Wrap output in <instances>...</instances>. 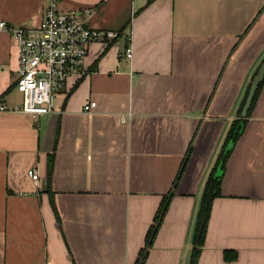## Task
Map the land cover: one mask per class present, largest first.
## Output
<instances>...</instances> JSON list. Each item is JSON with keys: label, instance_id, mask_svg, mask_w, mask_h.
I'll list each match as a JSON object with an SVG mask.
<instances>
[{"label": "crops", "instance_id": "1", "mask_svg": "<svg viewBox=\"0 0 264 264\" xmlns=\"http://www.w3.org/2000/svg\"><path fill=\"white\" fill-rule=\"evenodd\" d=\"M149 1L58 0L96 9L97 29L130 32L134 56L124 38L92 44L85 75L37 119L14 111L19 53L0 30V264H136L142 252L144 264L190 263L206 182L264 61V0ZM50 2L0 0V22L37 28ZM55 147L60 224L45 190ZM198 264H264V88Z\"/></svg>", "mask_w": 264, "mask_h": 264}, {"label": "built area", "instance_id": "2", "mask_svg": "<svg viewBox=\"0 0 264 264\" xmlns=\"http://www.w3.org/2000/svg\"><path fill=\"white\" fill-rule=\"evenodd\" d=\"M96 14V9L88 7L63 11L58 0H51L37 28L8 27L6 22H0V30L9 33L19 53L16 88L22 94L23 102L14 111L34 119L51 113L56 107L58 94L68 82L85 75L89 49L94 43H117L124 38L127 41L124 57L132 60L131 33L93 27L91 23ZM96 107L97 102L92 101L84 109L91 113ZM7 110L0 102V112ZM28 174L32 180L39 181L35 168Z\"/></svg>", "mask_w": 264, "mask_h": 264}, {"label": "trees", "instance_id": "3", "mask_svg": "<svg viewBox=\"0 0 264 264\" xmlns=\"http://www.w3.org/2000/svg\"><path fill=\"white\" fill-rule=\"evenodd\" d=\"M154 0H150L148 2V4H151ZM264 62V61H263ZM262 62V63H263ZM260 68V67H259ZM259 68L256 70L254 76L258 73ZM254 76L252 77V80L254 78ZM251 80V82H252ZM251 82L247 88L246 94L244 96V99L238 109V118H236L228 133L226 136V139L224 141L222 150H221V154L218 158L217 164L212 172V174L210 175L209 179L206 182V186H205V190L202 196V201H201V206H200V210H199V214H198V218H197V223H196V228H195V233H194V238H193V249H192V253H191V258H190V263L189 264H198V261L200 259L201 253H202V248L205 245V241H206V235H207V231H208V225H209V220H210V215H211V211H212V207H213V203L214 200L219 197L221 195L222 192V177L220 176H216L217 172H218V168L220 165L221 166V170L222 172H224L225 167H226V162L228 160V158L230 157L232 150L226 152L228 145L233 141L235 144L238 142V140L241 138L242 134L244 133V130L247 126L248 123V119L252 116L253 111L257 105V102L260 98L261 92L264 88V82L260 85L257 94L254 98L253 101V105L251 110L248 113L247 117H242V109L246 103V99L249 93V89L251 86ZM55 151H56V147L54 149V151L50 154H48L47 157V167H46V177H45V181H46V193L49 195L50 198V204L52 207V210L56 216V219L58 221V223H61L60 217L58 215L57 212V207L55 204V200H54V194L51 188L52 185V179H53V173H54V163H55ZM153 237V234L150 236V239ZM145 252H142L140 254V258L138 259L136 264H144L145 261ZM238 254L235 251H226L224 254V260L226 262H233L237 259Z\"/></svg>", "mask_w": 264, "mask_h": 264}, {"label": "water", "instance_id": "4", "mask_svg": "<svg viewBox=\"0 0 264 264\" xmlns=\"http://www.w3.org/2000/svg\"><path fill=\"white\" fill-rule=\"evenodd\" d=\"M264 82V62L262 63V65L260 66L259 70H258V73L254 76L252 82H251V86H250V89H249V93H248V96H247V99H246V103L242 109V117H247L248 116V113L249 111L251 110L252 108V105H253V101H254V98L257 94V91L260 87V85ZM234 145L235 143L232 141L228 147H227V150L226 152L230 151V150H233L234 148ZM221 166H219L218 168V172L216 174V176H220L222 177L223 176V172L221 170ZM45 190H46V187H45Z\"/></svg>", "mask_w": 264, "mask_h": 264}]
</instances>
